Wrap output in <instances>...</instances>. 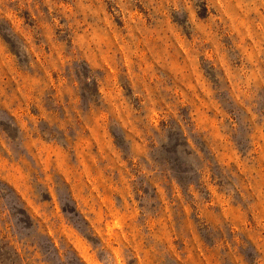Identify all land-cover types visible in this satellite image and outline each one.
I'll return each instance as SVG.
<instances>
[{"label":"rangeland","instance_id":"374dc122","mask_svg":"<svg viewBox=\"0 0 264 264\" xmlns=\"http://www.w3.org/2000/svg\"><path fill=\"white\" fill-rule=\"evenodd\" d=\"M0 264H264V0H0Z\"/></svg>","mask_w":264,"mask_h":264}]
</instances>
